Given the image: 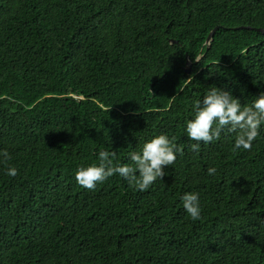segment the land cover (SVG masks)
<instances>
[{"label":"trees","instance_id":"trees-1","mask_svg":"<svg viewBox=\"0 0 264 264\" xmlns=\"http://www.w3.org/2000/svg\"><path fill=\"white\" fill-rule=\"evenodd\" d=\"M240 27L264 29V0H0V90L28 109L0 101V264H264V124L250 150L225 129L195 152L185 131L212 86L264 92V34ZM159 134L182 151L149 189L76 182Z\"/></svg>","mask_w":264,"mask_h":264},{"label":"clouds","instance_id":"clouds-1","mask_svg":"<svg viewBox=\"0 0 264 264\" xmlns=\"http://www.w3.org/2000/svg\"><path fill=\"white\" fill-rule=\"evenodd\" d=\"M193 59L200 62L202 57L195 55ZM264 124V92L251 102L242 106L238 99L229 91L212 86L203 95L202 100L193 103V117L186 121L187 137L195 141L190 148L198 152L200 142L205 144L218 140L222 131L227 129L236 133L233 151L237 149L250 150L252 142L259 135V128ZM175 137L169 138L159 134L147 140L139 151L129 153L131 163L115 164V151L101 149L98 152V163L87 167H79L75 172V180L88 190H94L97 183H102L113 175L125 179L129 186L139 191H145L165 176L164 168L176 161V153L182 148L174 143ZM3 162L7 163L11 157L4 150L0 152ZM208 174L214 175L216 169L208 168ZM18 174L15 167L9 166L6 175L15 177ZM183 208L193 220L200 219L199 196L193 192H186L181 197Z\"/></svg>","mask_w":264,"mask_h":264},{"label":"rangeland","instance_id":"rangeland-1","mask_svg":"<svg viewBox=\"0 0 264 264\" xmlns=\"http://www.w3.org/2000/svg\"><path fill=\"white\" fill-rule=\"evenodd\" d=\"M0 101L5 103V105L14 112H21L28 110L21 103H19V97L11 93L8 89L0 90Z\"/></svg>","mask_w":264,"mask_h":264},{"label":"water","instance_id":"water-1","mask_svg":"<svg viewBox=\"0 0 264 264\" xmlns=\"http://www.w3.org/2000/svg\"><path fill=\"white\" fill-rule=\"evenodd\" d=\"M219 29V27H215L207 36L206 38V42H205V45L207 46V49H209L211 47V42L213 41L214 39V35L215 33L217 32V30ZM237 29H252L250 27H240V28H233V30H237ZM254 31H256L257 33H261V34H264V29L262 28H254L252 29ZM171 43H173V41H171ZM197 63V62H195ZM192 66H193V63L190 61L189 57L186 56V67H185V72L186 73H190L192 71Z\"/></svg>","mask_w":264,"mask_h":264}]
</instances>
